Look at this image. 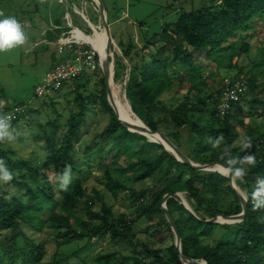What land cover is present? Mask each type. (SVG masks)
Instances as JSON below:
<instances>
[{
  "label": "trees",
  "instance_id": "16d2710c",
  "mask_svg": "<svg viewBox=\"0 0 264 264\" xmlns=\"http://www.w3.org/2000/svg\"><path fill=\"white\" fill-rule=\"evenodd\" d=\"M258 17H264V0H217L208 7L181 14L177 21L165 25L160 34L148 39L139 50L131 44L123 50L120 48L130 65V72L126 94L125 90L121 94L118 111L122 110L123 96L127 95L132 111L140 120L152 131H162L196 164H223L220 156L225 146L235 157L255 155V165L247 169L242 183L237 181L248 197L247 214L242 222L231 225L203 222L218 215L228 217L242 213L229 179L216 172L197 171L179 162L162 145L129 132L117 120L108 102L102 76L100 93L86 97L78 94L74 100L76 110L70 113L57 145L47 137L49 153L44 160L32 162L14 158L6 149V143H0V159L5 160L13 174L12 181L0 182V264H42L45 244H37L25 231L41 233L45 229L57 245L102 239L107 235L112 241L126 242L132 255L124 257L121 264H183L175 247L171 225L160 208L165 195L179 192L187 193L198 217L175 199L168 200L167 208L175 221L185 257L204 260L207 264H264V211L253 210L250 198L257 177H264V125L258 129L260 140L252 142L250 151L234 148L238 134L231 133V123L240 122V116L231 111L224 117L225 125L215 129L216 107L225 83L222 79L218 90L213 83L209 84L221 70L237 71L239 76L232 81H247V92L238 103L246 101L247 108L255 111L254 115L248 113L249 118L263 119L264 103L254 96L258 87L257 73L253 74V71L264 75V58L244 64L243 60L251 53V45L241 37L251 31V24ZM124 70V65L117 60L115 80ZM88 83L77 84V88L85 89ZM184 90L181 102L167 105L162 101L164 94H180ZM61 93L60 90L56 94ZM2 94L7 101L13 100L6 92ZM97 100L102 112L109 116L108 124L96 136L99 164L112 159L104 168L106 190L115 200L125 195L135 206L138 218L147 222L145 239L133 235L134 219L124 214L116 216L99 193L96 198L103 205L101 211L95 212L93 199L87 195L84 171L77 160V144L81 142L83 130L88 128L89 114H92L90 106ZM49 103L54 107L51 101ZM27 114L28 111L24 119ZM206 116L211 121H206ZM220 133H223L225 143L221 150L212 149L207 140ZM251 136L250 132L248 138ZM148 137L153 140L150 135ZM93 151L88 147L86 154L92 155ZM67 166H71L76 182L64 191L59 188L57 174ZM212 169L217 171L216 166ZM50 173L55 181L50 179ZM236 187L241 192L238 185ZM181 197L188 205L187 198L183 194ZM84 201L87 220L81 221L76 228L73 211ZM219 228L228 230L234 239L215 242L213 233ZM76 255L56 258L53 264H63ZM115 256H101L99 260L109 264Z\"/></svg>",
  "mask_w": 264,
  "mask_h": 264
},
{
  "label": "rangeland",
  "instance_id": "374dc122",
  "mask_svg": "<svg viewBox=\"0 0 264 264\" xmlns=\"http://www.w3.org/2000/svg\"><path fill=\"white\" fill-rule=\"evenodd\" d=\"M59 1L60 0H0V12L4 13L5 17H15L22 25L26 36H36L43 31L45 20H48L50 17H64V14L67 13L65 5L61 4V2L59 3ZM216 1L217 0H102L103 4H105L106 13L109 15L108 24L111 36L114 42H116H112L110 51L111 60H113L115 64L114 70L116 72L117 60H120L122 65L126 68V70L121 72L117 80L111 82L113 97L115 98V94L120 89L122 82L124 83L126 94L127 75L129 73L128 70L130 71V65L123 57V53L118 49L119 47L123 50L127 45L131 44L132 47L139 50L146 44L148 39L156 34H160L165 25L177 21L181 14L191 13L202 7H208ZM109 2L113 3L112 8L107 7ZM59 8L61 12L58 13L57 9ZM113 12L116 17H112ZM70 16L73 26L78 27L87 34L85 35L84 32L75 30L74 35L83 37L84 39L93 37L107 39L105 31L99 27L93 28V34L91 35V30L88 29V25L74 10H71ZM87 16L93 23H97L93 11L88 10ZM97 24L99 25V22ZM251 26V31L241 36L251 45V53L247 60H243L244 64L259 62L260 57H262V59L264 58V17L256 18ZM248 35L250 38L247 37ZM26 50L27 46L24 44L11 51L0 53V90H3V92H6L10 97H13L11 101L3 100L5 105L7 103L23 105V108L28 111L27 118L19 121L17 125L12 126L15 130L14 134L16 135V139L14 141L5 142L6 149L11 151L14 158L36 162L44 160L49 153L46 144L47 137L52 140L53 145H57L58 141L62 138L65 132V124L70 113L76 110V103L74 100L79 96L78 94L86 97L91 93H100L102 91L99 80L103 74L101 68L95 73L86 72L72 84L65 85L61 90V94L49 93L48 98H37L35 96V89L44 77L46 66H44V64H37L34 66V56L26 55ZM99 55L102 60H105L107 56L106 46L99 48ZM62 57L63 56H60L59 60H61ZM234 62H236V60ZM254 73H257L256 85L258 87L254 96L264 103V75L258 74L259 71H253V74ZM118 76L119 73L117 77ZM237 76H239V74L235 70H221L218 74L216 73L214 80L210 81L209 84L213 83L216 87L215 89L218 90L221 88L222 79L226 82V79L232 80L237 78ZM86 81L89 82L87 88L79 90L77 84H84ZM187 88L188 85L186 83V89ZM185 90L180 92V94H175L173 92L166 93L162 96V101L167 105L181 102L185 96ZM1 94L2 93H0V98L3 99ZM50 101L54 104V107L50 106ZM247 103L246 101L243 103H236L232 108V113L240 116V122L233 121L231 123V127L233 128L231 133L236 132L238 134V139L233 147L238 149H241V141L248 138L250 132L252 133L250 138L252 142L259 141L261 131L258 129L261 125H264V115L261 120H255V117H248L249 112L254 115L255 111L249 110L247 108ZM129 104L126 95H124L122 110H119L120 114L123 115V113L126 112L132 118L138 120L133 114ZM242 104L243 110L241 111L240 107ZM90 107L92 114H89L88 128L83 130L81 142L77 144V160L79 166L84 171L83 180L87 195L93 199V210L99 212L102 209L103 203L96 198V193H99L104 199V204L111 207L116 216L124 214L134 219L133 235L139 239H145L147 236L145 235L147 222L145 219L138 218L135 206L126 199L125 195L115 200L106 190V180L103 177L104 168L112 159H108L102 165L99 164L97 161L98 158L96 157V151H99V149L96 150V136L102 132L108 124L109 116H106L102 112L99 100ZM205 120L211 121V118L206 116ZM56 121L57 124H54ZM224 125L225 118L217 116L214 122L215 129H221ZM88 147L94 149L93 154L89 156L86 154ZM221 149L222 146L219 150ZM50 179L55 181L52 173H50ZM75 182L76 178L72 177V182L68 187H71ZM242 182L243 180L240 181V183ZM237 185L241 193L246 195V190L243 186L238 183ZM182 194L187 198L190 208L194 210V203L189 199L187 193ZM15 197L20 198V195H15ZM84 204L85 201L81 202L73 211L77 219L75 223L76 228H79L81 221L87 220ZM46 215H49L48 212H46ZM25 232L31 239L35 240L37 244H45L42 264H53L56 258L63 259L66 256H71L73 253H77V255L69 258L63 262V264H105L104 261L99 260V257L111 254L116 256L109 264H121L124 257L132 255L131 247L126 242L112 241L110 235L102 239L94 238L91 241L84 239L81 242L73 241L70 244L57 245L54 237L49 236L47 229L41 233L32 231ZM233 239L234 236L223 228H219L213 233V240L217 243L228 242ZM127 264L133 263L130 262Z\"/></svg>",
  "mask_w": 264,
  "mask_h": 264
},
{
  "label": "built area",
  "instance_id": "2783aa9c",
  "mask_svg": "<svg viewBox=\"0 0 264 264\" xmlns=\"http://www.w3.org/2000/svg\"><path fill=\"white\" fill-rule=\"evenodd\" d=\"M74 30L63 35L56 42L57 55L63 56L54 63L44 79L35 89L37 98H47L49 93H57L67 84H72L84 73H95L101 67V57L96 47L83 37L74 35ZM85 34V33H84ZM86 35V34H85ZM219 104L216 107L218 117H226L247 92V81L226 79ZM26 110L19 105L1 114L11 116V125L22 121Z\"/></svg>",
  "mask_w": 264,
  "mask_h": 264
},
{
  "label": "clouds",
  "instance_id": "9594fccd",
  "mask_svg": "<svg viewBox=\"0 0 264 264\" xmlns=\"http://www.w3.org/2000/svg\"><path fill=\"white\" fill-rule=\"evenodd\" d=\"M0 53L11 51L25 44L27 36L22 25L15 17H5L0 12ZM11 125L9 114H0V143L14 141L16 135ZM207 143L212 149H219L225 143L223 133L215 137H209ZM253 147L252 140L245 138L241 141V151H250ZM223 164L216 166L217 174L228 178L232 184L241 181L247 175V169L255 165L254 154H247L240 157L232 155L228 147H224L220 156ZM13 174L9 170L5 160L0 159V182L8 183L12 181ZM59 188L66 191L72 182L71 166H67L62 173L57 174ZM251 203L253 210L264 211V177H257L255 187L251 192Z\"/></svg>",
  "mask_w": 264,
  "mask_h": 264
},
{
  "label": "water",
  "instance_id": "95a60500",
  "mask_svg": "<svg viewBox=\"0 0 264 264\" xmlns=\"http://www.w3.org/2000/svg\"><path fill=\"white\" fill-rule=\"evenodd\" d=\"M97 2L99 3V6L101 8L102 11V20H103V27H104V31L106 33L107 36V56L105 57V60H102L101 58V70H102V74L105 80V86H106V93H107V99L108 102L112 108V110L114 111V114L117 118V120L128 129L129 132L131 133H137L140 135L145 136L150 142H154L157 144L162 145L166 151H168L169 153H171L179 162L187 164L189 166H191L192 168H194L197 171H204V172H216V170H213L212 167L219 165L220 163L214 162V163H208V164H204V165H200V164H196L194 163L192 160H190L186 155H184V153L176 146L174 145L169 139L168 137H166V135L158 130L156 132L152 131L150 128H148L141 120L140 118L133 112V114L135 115V117L138 119V121L141 123V125L138 124H134V123H130L126 120H122L120 117V112L118 111V108L116 106L114 97H113V92H112V88H111V82L114 81V75H115V64L113 63V60H111V55H110V51H111V44L113 42V38L111 36V32L109 30L108 24H107V15H106V9L104 7V4L101 0H97ZM127 84L129 81V75L127 77ZM127 97V95H126ZM128 99V98H127ZM129 101V99H128ZM130 103V101H129ZM130 105V104H129ZM130 108L132 110V107L130 105ZM148 135H157L160 139V141H156V140H150ZM169 148H168V147ZM230 181V180H229ZM237 183L232 184L230 182V186L232 187V189L234 190V192L236 193L239 202L241 203L242 206V213L238 214V215H233V216H228L225 217L223 215H218L212 219H206L203 222L206 224H237L240 223L244 220V218L246 217L247 214V204H248V197L247 195L242 194L240 191H238L237 187H236ZM181 192L179 193H175V194H167L164 196L162 203H161V210L164 213L167 221L169 222V224L171 225V229L173 231L174 237H175V247L178 250L179 253V257L182 261L183 264H207L204 260H193V259H189L187 257H185L182 254V241L180 236L178 235V231H177V227L175 224L174 219L172 218V216L170 215L168 208H167V202L169 199H175L179 204H181L182 206H184V208L190 212L193 216H195L196 218H198L194 212V210H192L190 208L189 205H187L181 197Z\"/></svg>",
  "mask_w": 264,
  "mask_h": 264
},
{
  "label": "crops",
  "instance_id": "0c3cea01",
  "mask_svg": "<svg viewBox=\"0 0 264 264\" xmlns=\"http://www.w3.org/2000/svg\"><path fill=\"white\" fill-rule=\"evenodd\" d=\"M60 2L61 4L65 5V8L67 10V13L64 14V17H58V18L50 17L48 20H45V23L42 29L43 31L40 32L39 35H36V36H27V40L25 42V45L27 46V50L25 51V54L34 56V60H35L34 66H36L37 64H44V66H46L44 70V73H45L44 77L49 72V70L52 68L53 64L59 61V56L57 55V50H56V41L60 39L63 35L65 36L68 35V33L72 32L73 30L74 31L80 30L84 32L78 27L73 26V22L70 16L71 10H74L78 16L82 17L84 22L88 25V29L91 30V35L93 34V28L99 27L104 30L103 20H102V11H101V8L97 0H60L59 3ZM112 4L113 3L109 2V5L107 7L112 8L113 7ZM88 10L94 12V18H96L97 23L99 22V25L97 23H93L90 20V18L87 16ZM57 11L58 13L61 12L60 8L57 9ZM106 15H107V24H108L109 15L108 13H106ZM112 17H116L114 12L112 14ZM108 27H109V24H108ZM118 49H120V47ZM120 51L122 52L121 49ZM128 72L130 71L128 70ZM44 77L41 79V82L44 79ZM114 80H115V75H114ZM0 93H4L3 90H0ZM1 95L3 97V94ZM3 100H6V99L0 98V101H1L0 104H2L0 105V114L3 113V111L9 108H13L15 106V104H8V103L5 105Z\"/></svg>",
  "mask_w": 264,
  "mask_h": 264
},
{
  "label": "bare ground",
  "instance_id": "6f19581e",
  "mask_svg": "<svg viewBox=\"0 0 264 264\" xmlns=\"http://www.w3.org/2000/svg\"><path fill=\"white\" fill-rule=\"evenodd\" d=\"M85 40L92 43L96 47L98 54H99V48L100 47H103V46L107 47V45H108L107 39H103V38L93 37V38H89V39H85ZM116 50H118V49H116ZM123 91H124V83L122 82V85H121L120 89L117 91V93L115 94V98H114L117 107L120 103V98H121V94L123 93ZM120 117L122 120H126L130 123L141 125V123L138 120H135L126 112H124L123 115L120 114ZM150 136L153 140L160 141V139L158 138L157 135H150Z\"/></svg>",
  "mask_w": 264,
  "mask_h": 264
}]
</instances>
